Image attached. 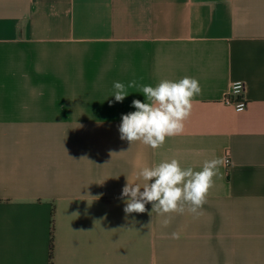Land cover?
<instances>
[{"label":"crops","instance_id":"0c3cea01","mask_svg":"<svg viewBox=\"0 0 264 264\" xmlns=\"http://www.w3.org/2000/svg\"><path fill=\"white\" fill-rule=\"evenodd\" d=\"M185 76L183 134L120 138L131 81ZM226 156L198 213L123 211L140 167ZM0 264H264V0H0Z\"/></svg>","mask_w":264,"mask_h":264},{"label":"clouds","instance_id":"9594fccd","mask_svg":"<svg viewBox=\"0 0 264 264\" xmlns=\"http://www.w3.org/2000/svg\"><path fill=\"white\" fill-rule=\"evenodd\" d=\"M244 86L243 81L231 82L225 99L227 100L228 96L239 97ZM136 87H139L146 102L134 99L132 107L136 110L122 114L119 125L120 138L130 144L140 141L156 149L164 144L166 137L183 134L184 122L192 112L193 98L202 92L199 81L185 76L179 81L162 80L154 87L137 85L135 80L127 86ZM114 90L113 97L116 102H123L129 95L125 85L119 81L114 82ZM235 107L237 111H242L245 105L237 101ZM226 163L225 157L205 160L202 169L195 171L192 167L182 168L179 161L173 158L151 167H140L134 176L135 180H143L144 183H130L126 179L121 193L123 211L126 215L144 213L145 205L151 203L152 212L155 211L161 216L168 213H184L186 207L188 212L198 213L206 202L218 167ZM170 222V216L161 221L165 227ZM172 238L179 239L180 233L173 232Z\"/></svg>","mask_w":264,"mask_h":264},{"label":"built area","instance_id":"2783aa9c","mask_svg":"<svg viewBox=\"0 0 264 264\" xmlns=\"http://www.w3.org/2000/svg\"><path fill=\"white\" fill-rule=\"evenodd\" d=\"M235 81H243V80H241V79H235V80H232L231 82H235ZM231 82H230V83H231ZM243 82H244V81H243ZM244 88H245V86L242 88L241 95H240L239 97H236V96H228V97H227V100H226V99H225V94L230 90V84H229L228 89L225 91V93L223 94V96H222V98H221V102L224 103V104H226V105H230V106H232L235 110H237L236 107H235V104H236L237 101H241V102H243V104H244L245 107H246L247 100H246V98L244 97ZM228 101H231L232 103H228ZM245 107H244V108H245ZM225 158H226V160H227V163H226V164H229V163H230V159L228 158V156H226Z\"/></svg>","mask_w":264,"mask_h":264},{"label":"trees","instance_id":"16d2710c","mask_svg":"<svg viewBox=\"0 0 264 264\" xmlns=\"http://www.w3.org/2000/svg\"><path fill=\"white\" fill-rule=\"evenodd\" d=\"M50 248H51V243H50Z\"/></svg>","mask_w":264,"mask_h":264}]
</instances>
